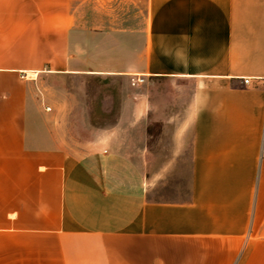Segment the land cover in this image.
<instances>
[{"label": "crops", "instance_id": "0c3cea01", "mask_svg": "<svg viewBox=\"0 0 264 264\" xmlns=\"http://www.w3.org/2000/svg\"><path fill=\"white\" fill-rule=\"evenodd\" d=\"M263 126L264 0H0V264H264Z\"/></svg>", "mask_w": 264, "mask_h": 264}, {"label": "rangeland", "instance_id": "374dc122", "mask_svg": "<svg viewBox=\"0 0 264 264\" xmlns=\"http://www.w3.org/2000/svg\"><path fill=\"white\" fill-rule=\"evenodd\" d=\"M36 85H35V93H36V100L37 104L40 106L45 105L46 97L53 96L54 94H58L60 89H67L69 92L75 90V80L74 79H68L60 80L59 77L53 76V75H46V74H39L36 76ZM67 83V85H66ZM62 84V86H61ZM64 84V85H63ZM90 91L93 89V81L90 80L87 84ZM47 108V107H46ZM97 121H105L108 120V118H100L96 119Z\"/></svg>", "mask_w": 264, "mask_h": 264}, {"label": "built area", "instance_id": "2783aa9c", "mask_svg": "<svg viewBox=\"0 0 264 264\" xmlns=\"http://www.w3.org/2000/svg\"><path fill=\"white\" fill-rule=\"evenodd\" d=\"M139 81H142V78H132V79H131V83H132V84H135L136 82H139ZM243 82H244V84L249 83V78H244V79H243ZM261 145H262V147H263V145H264V126H263V129H262V140H261Z\"/></svg>", "mask_w": 264, "mask_h": 264}]
</instances>
